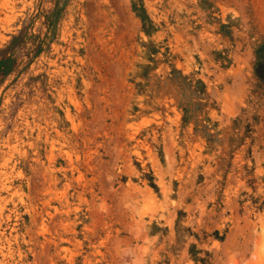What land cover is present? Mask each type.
Listing matches in <instances>:
<instances>
[{"label": "rangeland", "instance_id": "rangeland-1", "mask_svg": "<svg viewBox=\"0 0 264 264\" xmlns=\"http://www.w3.org/2000/svg\"><path fill=\"white\" fill-rule=\"evenodd\" d=\"M0 264H264V0H0Z\"/></svg>", "mask_w": 264, "mask_h": 264}]
</instances>
